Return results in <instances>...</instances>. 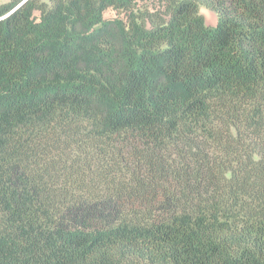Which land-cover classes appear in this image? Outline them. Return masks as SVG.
<instances>
[{
  "label": "trees",
  "instance_id": "obj_1",
  "mask_svg": "<svg viewBox=\"0 0 264 264\" xmlns=\"http://www.w3.org/2000/svg\"><path fill=\"white\" fill-rule=\"evenodd\" d=\"M196 2L0 5V264H264V0Z\"/></svg>",
  "mask_w": 264,
  "mask_h": 264
},
{
  "label": "clouds",
  "instance_id": "obj_2",
  "mask_svg": "<svg viewBox=\"0 0 264 264\" xmlns=\"http://www.w3.org/2000/svg\"><path fill=\"white\" fill-rule=\"evenodd\" d=\"M194 18L201 20L203 27L206 29L208 27H215L219 22V14L205 3L199 2V0L195 3Z\"/></svg>",
  "mask_w": 264,
  "mask_h": 264
},
{
  "label": "rangeland",
  "instance_id": "obj_3",
  "mask_svg": "<svg viewBox=\"0 0 264 264\" xmlns=\"http://www.w3.org/2000/svg\"><path fill=\"white\" fill-rule=\"evenodd\" d=\"M9 0H0V5L1 4H4V3H7Z\"/></svg>",
  "mask_w": 264,
  "mask_h": 264
},
{
  "label": "water",
  "instance_id": "obj_4",
  "mask_svg": "<svg viewBox=\"0 0 264 264\" xmlns=\"http://www.w3.org/2000/svg\"><path fill=\"white\" fill-rule=\"evenodd\" d=\"M15 10V9H14Z\"/></svg>",
  "mask_w": 264,
  "mask_h": 264
}]
</instances>
